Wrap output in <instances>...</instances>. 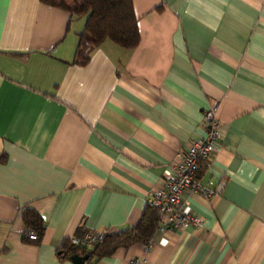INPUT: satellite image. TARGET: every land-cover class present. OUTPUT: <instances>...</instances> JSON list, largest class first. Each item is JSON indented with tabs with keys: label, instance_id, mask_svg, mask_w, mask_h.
<instances>
[{
	"label": "crops",
	"instance_id": "crops-1",
	"mask_svg": "<svg viewBox=\"0 0 264 264\" xmlns=\"http://www.w3.org/2000/svg\"><path fill=\"white\" fill-rule=\"evenodd\" d=\"M141 41L74 62L85 18L0 0V264H74L63 244L136 225L171 163L206 136L199 171L224 190L190 197L200 229L156 231L94 264H264V0H133ZM44 219L24 242V208ZM84 264H86L84 262Z\"/></svg>",
	"mask_w": 264,
	"mask_h": 264
},
{
	"label": "trees",
	"instance_id": "trees-1",
	"mask_svg": "<svg viewBox=\"0 0 264 264\" xmlns=\"http://www.w3.org/2000/svg\"><path fill=\"white\" fill-rule=\"evenodd\" d=\"M42 3L68 10L72 15L85 18V26L79 34V43L74 62L87 65L92 52L104 41L133 50L140 44L141 34L138 18L134 12L133 0H40ZM73 2L70 5L69 2ZM26 231H35L37 240H30L25 234L24 242L39 244L44 236L46 226L42 216L33 208H24L21 212ZM160 226L158 209L148 205L139 222L115 233H105L90 247L84 244L86 231L78 230L73 239L64 242L61 257H79L86 264H94L102 258L114 255L122 248L143 243L148 244Z\"/></svg>",
	"mask_w": 264,
	"mask_h": 264
},
{
	"label": "built area",
	"instance_id": "built-area-1",
	"mask_svg": "<svg viewBox=\"0 0 264 264\" xmlns=\"http://www.w3.org/2000/svg\"><path fill=\"white\" fill-rule=\"evenodd\" d=\"M218 111V102H213L204 112L203 126L206 129V136L193 139L188 151L171 163L172 171L165 172L161 187L154 190L148 200V205L159 211L158 230L160 231L181 230L186 227L202 228V218L193 212L190 197L199 194L210 198L224 190L226 184L224 180H220L215 188H210L202 185L199 178V171L217 152V144L222 139ZM26 235L30 240L38 239L35 231H26ZM73 242L78 243L79 240L74 238ZM91 243L90 236L87 234L84 244L90 247ZM139 263L140 259L130 261V264Z\"/></svg>",
	"mask_w": 264,
	"mask_h": 264
},
{
	"label": "water",
	"instance_id": "water-1",
	"mask_svg": "<svg viewBox=\"0 0 264 264\" xmlns=\"http://www.w3.org/2000/svg\"><path fill=\"white\" fill-rule=\"evenodd\" d=\"M71 260L74 262V264H84V261L76 256L71 257Z\"/></svg>",
	"mask_w": 264,
	"mask_h": 264
},
{
	"label": "rangeland",
	"instance_id": "rangeland-1",
	"mask_svg": "<svg viewBox=\"0 0 264 264\" xmlns=\"http://www.w3.org/2000/svg\"><path fill=\"white\" fill-rule=\"evenodd\" d=\"M77 1H79V2H80L81 0H77ZM69 4H70V5H73V2L71 1V2H69Z\"/></svg>",
	"mask_w": 264,
	"mask_h": 264
}]
</instances>
